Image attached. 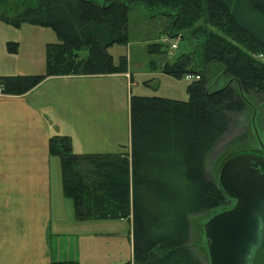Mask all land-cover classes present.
<instances>
[{"label": "trees", "instance_id": "1", "mask_svg": "<svg viewBox=\"0 0 264 264\" xmlns=\"http://www.w3.org/2000/svg\"><path fill=\"white\" fill-rule=\"evenodd\" d=\"M10 2L0 0L2 22L51 27L61 41L46 45L44 73L0 75V92L7 95H23L54 76L128 72L127 55L115 61L110 49L130 42L129 13L137 5L150 11L162 9L170 19L169 37L186 33L195 43V50L173 62L150 61L153 71L177 79L187 73L201 78L188 84L187 100L158 95L130 98L129 151L77 153L71 136L56 134L49 138V152L61 161L63 191L78 220L132 222L133 261L125 264H206L190 244L191 217L219 208L238 194V178L223 174V168L215 181L206 163L228 131L230 115L254 107L255 100L261 102L264 96V0ZM162 46L152 43L149 50L160 52ZM18 49V43H8L9 51ZM198 55L204 63L220 67L228 78L226 86L211 88V75L196 70ZM251 169L264 175L259 167ZM235 207L205 223L211 257L207 227L218 217H232ZM52 264L80 262L67 259Z\"/></svg>", "mask_w": 264, "mask_h": 264}, {"label": "crops", "instance_id": "2", "mask_svg": "<svg viewBox=\"0 0 264 264\" xmlns=\"http://www.w3.org/2000/svg\"><path fill=\"white\" fill-rule=\"evenodd\" d=\"M118 76L137 85L134 73L127 72L54 76L23 95L0 92V264L77 259L80 226L85 224V231L95 220L76 218L73 202L63 191L59 160L49 152V138L71 136L77 153L112 147L104 113L112 90L103 80ZM92 96L103 98L101 112L90 105Z\"/></svg>", "mask_w": 264, "mask_h": 264}, {"label": "rangeland", "instance_id": "3", "mask_svg": "<svg viewBox=\"0 0 264 264\" xmlns=\"http://www.w3.org/2000/svg\"><path fill=\"white\" fill-rule=\"evenodd\" d=\"M24 1L27 4L36 3V0ZM12 2L14 0L10 3ZM9 12L10 15L15 13L13 10ZM169 23V16L162 13V9L150 11L143 5H137L129 13L130 43L111 47L110 52L115 61H118L121 55H127L128 61L130 60L128 72L134 73L137 85L125 76L103 80L108 82L112 90L111 97L105 99L106 107L104 108L110 125L106 134L110 136L112 147H102L106 151L104 153L130 150V98L132 96L158 95L180 100L189 98L187 87L194 79L186 77L177 79L166 74L159 76L150 70L152 60L157 63L173 62L181 54L196 48L195 43L187 38L186 33L170 38L166 31ZM60 41L61 39L51 27L30 23L16 27L0 20V75L44 73L46 45ZM9 42L19 44L17 52L8 50ZM152 43H162V50L150 52L149 45ZM173 44L177 46L173 48ZM86 54V50L82 52V55ZM196 70H206L211 75L212 89H219L228 84V78L222 72L220 73V67L217 64L213 67L204 63L199 55ZM103 102V98L98 99L97 96L90 98V105L99 112L103 110L101 106ZM96 114L99 115V113ZM96 127H98V121ZM115 139L118 140V144L113 146ZM263 152L264 96L261 102L258 99L255 100L254 107L242 113L230 115L228 131L208 155L207 173L211 179L219 181L223 168L232 158L249 153L264 156ZM54 159L59 160V173L61 161L58 157ZM60 175L62 177V170L59 177ZM237 203L235 197L229 196L227 204L191 217L190 244L204 263L211 262L205 223L213 215L229 210ZM84 229L85 224H81L80 237L74 248L75 256L80 264H125L133 261V227L129 219L95 220L85 231Z\"/></svg>", "mask_w": 264, "mask_h": 264}, {"label": "water", "instance_id": "4", "mask_svg": "<svg viewBox=\"0 0 264 264\" xmlns=\"http://www.w3.org/2000/svg\"><path fill=\"white\" fill-rule=\"evenodd\" d=\"M253 165L264 170V156L239 155L224 167L223 174L241 184L233 216L218 217L207 227L210 264H264V175L255 174Z\"/></svg>", "mask_w": 264, "mask_h": 264}, {"label": "built area", "instance_id": "5", "mask_svg": "<svg viewBox=\"0 0 264 264\" xmlns=\"http://www.w3.org/2000/svg\"><path fill=\"white\" fill-rule=\"evenodd\" d=\"M176 46H177L176 44L172 45L173 48L176 47ZM261 57H262V55H261ZM185 77L188 78V79H194V80H199L201 78V76L199 74H196V73L195 74L194 73H187L185 75Z\"/></svg>", "mask_w": 264, "mask_h": 264}, {"label": "flooded vegetation", "instance_id": "6", "mask_svg": "<svg viewBox=\"0 0 264 264\" xmlns=\"http://www.w3.org/2000/svg\"><path fill=\"white\" fill-rule=\"evenodd\" d=\"M264 153V152H263Z\"/></svg>", "mask_w": 264, "mask_h": 264}]
</instances>
